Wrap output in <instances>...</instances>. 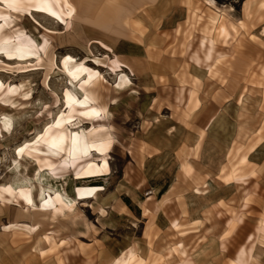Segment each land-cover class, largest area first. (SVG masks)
I'll return each mask as SVG.
<instances>
[{
	"label": "rangeland",
	"instance_id": "rangeland-1",
	"mask_svg": "<svg viewBox=\"0 0 264 264\" xmlns=\"http://www.w3.org/2000/svg\"><path fill=\"white\" fill-rule=\"evenodd\" d=\"M72 1L78 16L69 33L37 14L13 15L0 32L23 30L36 44L45 28L57 33L48 52L29 60L0 52V186L31 187L36 206L41 189L73 204L53 218L13 199L0 201V264H113L127 251L145 264H231L241 249L250 253L249 264H264L258 231L264 221V0H163L165 12L150 22L153 30L126 21L119 28L116 11L109 16L105 10L107 0ZM216 8L230 37L217 43L207 64L200 43ZM92 40L111 46L132 69L124 71L129 82L123 90L106 51ZM64 55L100 74L93 88L108 110L95 121L104 125L95 135L109 132L115 140L112 174L104 179L79 182L71 171L57 180L34 156L16 158V149L62 110L64 90L81 96L60 69ZM10 85L18 90L9 98L2 93ZM6 120L10 131L3 128ZM91 123L80 130H91ZM185 163L190 174L182 170ZM232 169L245 183L223 181ZM80 185L104 190L75 201ZM173 220L179 231L172 230Z\"/></svg>",
	"mask_w": 264,
	"mask_h": 264
},
{
	"label": "bare ground",
	"instance_id": "bare-ground-1",
	"mask_svg": "<svg viewBox=\"0 0 264 264\" xmlns=\"http://www.w3.org/2000/svg\"><path fill=\"white\" fill-rule=\"evenodd\" d=\"M213 5L212 2H208ZM264 6V4H263ZM34 14L45 16L62 26L65 33L71 32L74 21L78 16V8L72 0H0V32L5 26L10 25L8 18L15 15L17 17L33 16ZM140 26L139 23H136ZM210 30L208 36L201 40L200 47L205 50L204 62L209 64L214 59V53L218 42L227 44L230 37V29L225 19L224 13L216 8L215 15L210 18ZM41 41L36 44L34 39L27 35L23 30H15L12 33H2L0 35V52H3L10 60H29L37 57L39 53H45L50 50L51 36L57 35L56 32L44 29ZM264 33V32H263ZM90 44L101 46L107 53V67L112 73H119L118 86L121 90L129 82V77L124 73L125 69H132L126 65L118 55H116L111 46L101 40H92ZM39 59V58H38ZM199 61L198 59L196 60ZM220 60H216L219 63ZM52 65L55 61L52 59ZM61 71L67 76L72 84H77L80 88L81 96L70 89L63 91V108L55 117L42 129L33 141L25 142L19 146L16 151V158L23 159L27 156H34L39 162L40 170L48 169L52 177L57 180L65 181L72 171L74 179L79 182L100 180L109 177L112 174L110 165V154L115 147V140L109 132L102 136L95 134L104 127V125H95V121L105 115L108 108L105 104H99V97L94 90L97 85V78L100 74L90 69L86 62L75 59L71 55H64L60 62ZM212 72V67L209 68ZM264 71V70H263ZM3 89V83L0 81V92ZM18 87L8 86L3 91L4 96H13L17 93ZM10 98V97H9ZM9 100V99H8ZM200 102H194V110L200 108ZM65 109V110H64ZM86 120L92 122L91 130H80L81 125ZM74 122V123H73ZM68 124L74 129H70ZM3 128L7 131L11 129L10 120H6ZM43 154L44 156H36ZM92 154L96 159H90ZM51 155V156H46ZM52 157H59L53 160ZM248 162L247 157L241 159L240 165L244 166ZM182 170L190 174L192 167L189 163L182 165ZM227 184L245 183L243 177L238 174V170L232 169L223 177ZM102 186L80 185L74 190L75 201L86 202L95 199L102 192ZM197 194L201 192L196 191ZM41 198L38 206L34 203L32 188L21 186L14 188L11 185L0 186V201L2 205H7L12 199L17 204H23L28 211H38L42 214H51L53 218L61 215L66 209L72 210L73 204H66L63 195L60 192L43 193L40 190ZM13 225L4 229L10 230ZM171 228L179 231L181 225L178 220L171 222ZM35 228H29L30 233H34ZM260 234H264V221L259 227ZM45 240H49L48 237ZM178 253V249L174 250ZM43 254V253H42ZM185 254V253H181ZM250 253L241 249L236 259L231 264H249ZM113 264H145L139 261L138 256L133 251H127L117 258ZM182 264H193L191 261H183Z\"/></svg>",
	"mask_w": 264,
	"mask_h": 264
},
{
	"label": "crops",
	"instance_id": "crops-1",
	"mask_svg": "<svg viewBox=\"0 0 264 264\" xmlns=\"http://www.w3.org/2000/svg\"><path fill=\"white\" fill-rule=\"evenodd\" d=\"M112 8L116 11L114 16H117L118 27H125L126 21V24L130 25L134 23H139L143 26L148 25L150 29V22H154L157 16L165 12L163 0H107L105 10L109 16L113 15L111 13ZM153 28L151 27V30Z\"/></svg>",
	"mask_w": 264,
	"mask_h": 264
}]
</instances>
